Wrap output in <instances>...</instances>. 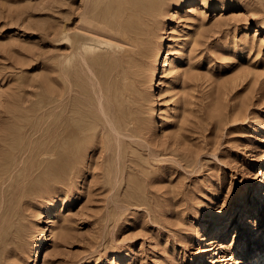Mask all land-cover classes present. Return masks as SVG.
Masks as SVG:
<instances>
[{
	"label": "rangeland",
	"instance_id": "rangeland-1",
	"mask_svg": "<svg viewBox=\"0 0 264 264\" xmlns=\"http://www.w3.org/2000/svg\"><path fill=\"white\" fill-rule=\"evenodd\" d=\"M149 1L0 0V264H264V0Z\"/></svg>",
	"mask_w": 264,
	"mask_h": 264
},
{
	"label": "bare ground",
	"instance_id": "bare-ground-1",
	"mask_svg": "<svg viewBox=\"0 0 264 264\" xmlns=\"http://www.w3.org/2000/svg\"><path fill=\"white\" fill-rule=\"evenodd\" d=\"M162 0H152V2L151 1H149V2H147V3H145V4H143V5H140V7H139V9H138V12H136L137 14H136V17H138V20H140L139 18H144L143 19V21L144 20H146V22L145 23H148V17H150L151 15H154V13L153 12H151V11H144V9L143 8H145V7H151V6H156V9L157 8H159L161 5H162V2H161ZM120 2H122V1H120ZM132 4H133V2H132ZM134 5V4H133ZM137 6V5H136ZM135 7V6H134ZM138 8V7H137ZM143 15V16H142ZM136 19V18H135ZM141 25H143V24H141ZM138 26V25H137ZM145 26V25H144ZM143 26V27H144ZM148 26V25H147ZM138 28V27H137ZM147 28H149V27H147ZM140 29H142L141 27H140ZM142 31H144L143 32V35H139V33H140V31L138 30L137 31V33H132L131 34V30H127V32L129 33V34H131L130 36H131V38L135 41V37H138L139 36V38H140V40H138V42L137 43H140L141 44V42L144 40V41H149V43L148 44H153V42H154V37H153V34H151V32H150V29H143ZM64 37H66L68 40L70 39V37L67 35V36H64ZM137 40V39H136ZM62 42H65V41H62ZM136 43V42H135ZM63 44V43H62ZM78 46V45H77ZM92 46L93 45H87V44H84V47L86 48V49H88V48H92ZM140 46V45H139ZM157 52V51H156ZM156 52H155V54H156ZM170 63H172V62H170ZM61 127L63 128V131L64 132H66V130H68V133H66L65 134V136H63V138H62V140H61V144H62V147H63V149H65L68 153H71V156H72V154H75L76 155V153H78L77 152V150H76V147L74 146L75 145V143L79 140V137H78V134H79V130L78 129H76V127L75 126H72V125H70V123H69V119H67V118H64L63 119V121H62V123H61ZM60 129V128H59ZM74 131H76L77 132V135H75L74 134ZM72 134V135H71ZM71 135V136H70ZM58 139H59V137H58ZM29 145H30V143H29ZM77 145V144H76ZM42 153H48V152H42ZM55 153V152H54ZM74 155V156H75ZM31 156V155H30ZM63 159H65V158H63ZM69 158L67 157V159H65L63 162L66 164L65 165V167H67V160H68ZM262 185V184H261ZM248 208V207H247ZM246 211H248V209H246ZM247 213V212H246ZM43 217V216H42ZM226 217V216H225ZM218 225V224H217ZM217 229V228H216ZM219 229H221V228H219ZM219 229L217 230V231H219ZM215 233H216V230H215ZM212 234H214V233H212ZM209 235V234H208ZM216 238V237H215ZM214 237H212V243H213V246H211L210 247V249H215V248H217V245H215L214 246V243L215 242H217V239H215ZM221 244V243H220ZM222 245V244H221ZM220 245V246H221ZM219 248V247H218ZM208 261L207 262H211V263H215L216 261H214L213 259H211V258H208L207 259ZM255 263V262H254ZM238 264H245L244 263V261L243 260H239L238 261Z\"/></svg>",
	"mask_w": 264,
	"mask_h": 264
}]
</instances>
